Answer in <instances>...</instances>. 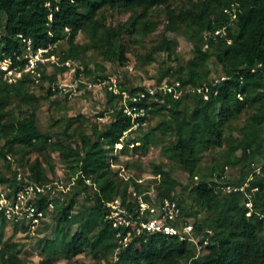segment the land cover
I'll use <instances>...</instances> for the list:
<instances>
[{
  "label": "trees",
  "instance_id": "trees-1",
  "mask_svg": "<svg viewBox=\"0 0 264 264\" xmlns=\"http://www.w3.org/2000/svg\"><path fill=\"white\" fill-rule=\"evenodd\" d=\"M230 2L238 3L236 18L231 21L222 13V8ZM159 7L165 24L152 39L150 50L133 52L136 60L144 67L156 61L155 54H164L158 73L150 76L153 82L173 79L192 89L208 84L207 98L196 91L184 92L177 98L170 94L154 95L149 104L156 123L146 130L141 127L131 130L119 149L114 144L130 128L131 118L116 106L121 96L108 90L107 85L104 112L111 113L108 122L99 126L82 114L67 117L52 139L51 134L41 132L36 125L33 105L39 97L30 90L34 76L23 72L19 80L7 83L0 72V185L15 187L13 173L24 170L31 161L29 170L23 171L25 178L44 182L46 169L54 172L53 153L66 165L61 176L67 181L76 176L67 200L56 206L50 224L45 227L46 234L37 244L44 241L45 246L50 245L41 248L42 257L37 264H53L58 256L70 258L84 251L92 259L107 263L113 253L114 230L104 220L103 201L113 196L125 198L130 185L137 194L148 190V186L137 182L139 177L124 179L111 165L128 167L146 152L153 139L188 178L182 185L170 169L150 163V174L158 175L154 185L156 195H173L177 199L184 216L193 218V234L205 229L212 234L208 235L204 251L197 256L193 242L155 234L145 241L135 239L129 247L120 250V261L123 264H264V0H0V60L9 57L12 64L22 66L25 62L22 39H30L32 50L53 45L45 55L56 54L62 65H54L55 72L48 75L40 70L38 85L43 80L49 84L55 82L56 72L67 69L64 61L75 58L83 61L90 48L103 59L125 64V54L132 50L131 45L140 43L142 37L156 29L158 24L150 14ZM104 9L129 15L123 22L107 25ZM221 25H227V37L215 40L205 37ZM168 31L190 43V57L185 62H181L176 51L177 38L165 35ZM79 33L86 34L89 42L78 43ZM61 41L65 42L63 48L58 46ZM205 43L207 47L203 48ZM83 65L82 70L76 69V76L105 71L101 64H96L94 70L84 61ZM220 76L225 79L210 84L213 77ZM101 77H96L97 81L107 75ZM117 84L129 92L137 89L130 87L128 80ZM45 94L46 98L55 97L58 91L46 87ZM237 94L242 96L241 100ZM139 104L145 105V101ZM85 123H90L89 132ZM238 123L242 124L235 136L232 126ZM63 138L70 140L64 142ZM131 143L134 145L130 152L137 157H126L121 164L117 156L126 155ZM211 153L214 156L210 162L203 163L202 156ZM106 158L111 159V165ZM252 161L260 165V175L253 174L246 193L225 194L219 190L221 184L229 181L226 167L238 168L236 182L241 183L251 173ZM86 179L92 180L94 187ZM185 192L191 200L188 206L182 203ZM80 194L90 204L77 205ZM247 200L251 201L252 211L261 217L246 215ZM44 205L43 197L37 207ZM3 224L0 217V228ZM72 225L76 227L69 233ZM1 236L0 232V264H25L17 257V243L1 245Z\"/></svg>",
  "mask_w": 264,
  "mask_h": 264
},
{
  "label": "built area",
  "instance_id": "built-area-1",
  "mask_svg": "<svg viewBox=\"0 0 264 264\" xmlns=\"http://www.w3.org/2000/svg\"><path fill=\"white\" fill-rule=\"evenodd\" d=\"M49 3L46 2V5ZM238 3L230 2L222 8V13L229 17V20L236 18ZM206 38L215 40L216 38L227 37V25H221L214 30L205 34ZM25 47L22 53V58L25 59L24 64L14 65L9 57L0 60V72L2 79L7 83H13L19 80L23 72H29L34 76V86L39 82L40 70L42 65L50 61L58 65V56L45 54L52 46L48 48L31 49L30 39H22ZM229 42V40H227ZM207 47V43L203 48ZM65 66L69 65V60L64 61ZM257 66H261L259 63ZM253 71V69L251 70ZM225 79V76L213 77L210 84ZM107 89L114 94L120 95L118 101L122 112L131 118V126L122 132L118 142L114 144L115 149H119L123 142V138L131 131L138 127L144 128L146 125V118L150 114L151 106L149 101L156 94H170L172 97H179L184 92L196 91L202 93L203 98H207L208 84H203L197 88H190L188 85H182L178 80L162 79L159 83L153 81L144 83L142 86H136L134 92L122 90L119 88L116 78L107 76ZM64 82H52L48 87L52 91L58 93H66ZM71 94H68L70 97ZM238 99H242L240 94H237ZM145 101V105H140L141 101ZM139 117H145L143 121H139ZM138 144V143H135ZM134 144H130L132 147ZM252 168L251 173L244 182H226L221 184L218 188L222 193H246V188L249 186V180L253 174L260 175V165L255 166V162H250ZM118 170V174L124 179L129 178L130 175L125 174L127 170L122 166H114ZM26 173V172H25ZM124 173V174H123ZM148 179L153 182L149 185L148 190L137 194L130 185L125 198L113 196L111 199L103 201L102 206L104 210V220H106L110 227L114 230L113 235V253L107 260L106 264H123L118 256V252L129 247L134 243L135 239L143 238V241L150 235H163L169 237H176L180 240H189L195 246L196 255L204 251L205 245L208 243V235L212 231L205 229L200 234H193V218L184 216L182 205L177 199L171 196H157L155 191V183L158 181V175L148 174ZM12 178L15 180L16 186L0 185V217L8 224L18 226L20 235L27 239H37L42 231L43 221L52 216L57 205L65 203V195L70 187L75 183L76 176L71 177L69 181H65L61 177H54L45 180L42 183L26 179L23 170H16ZM142 178H138L137 182L141 183ZM85 182L94 187V183L90 179ZM257 188H252L256 190ZM147 195V198L143 196ZM249 197L248 195H246ZM45 198V205L43 208H38L37 203ZM247 208L246 215L261 217L257 212L252 211L251 201L244 202ZM189 264V263H188Z\"/></svg>",
  "mask_w": 264,
  "mask_h": 264
},
{
  "label": "rangeland",
  "instance_id": "rangeland-1",
  "mask_svg": "<svg viewBox=\"0 0 264 264\" xmlns=\"http://www.w3.org/2000/svg\"><path fill=\"white\" fill-rule=\"evenodd\" d=\"M103 15L105 17V23L107 25H115L126 20L129 13H123L111 9H104ZM150 15V18L156 21L158 24L156 29L152 32V34L142 37V41L140 43H133L131 45L132 50L125 54L127 58V62L125 64L111 62L106 59H103L100 55L96 53V51H94V49L90 48L86 52L83 61L87 63L89 68L93 70L95 69L96 64L103 65L105 69L104 72H101L100 70H94L91 74L85 75L83 73H80L78 74V76H76V69L82 70V68H84V65L82 60L75 58L73 60H69V65L67 66V69L65 71L56 72L55 82L66 83V93L61 92L58 93V95L55 97L51 96L46 98L45 88L49 85L47 80L41 81L42 85L37 84L30 88L31 92H33L39 97L38 103H35L33 105V108L36 114V125L41 132L51 134V138L53 139L55 136L54 133L62 129L64 118L76 116L78 114H82L90 123H94L99 126L108 122L111 118V113L110 111L104 112V109H106V97L104 93V86L106 85V82L104 81L107 77L103 78L100 82L96 79V77L102 78V74L116 78L117 82H124L125 80H128V85H130V87L142 86L144 83L153 81L150 76L156 75L158 73V69L160 68L159 63L165 58L164 54H155V62L141 67L139 61L136 60L135 55L133 53L134 51L137 53H144L147 50H150L153 44L152 39H154L161 32L162 27L165 24L164 14L160 7L153 9ZM165 35L168 38H177L178 45L176 51L180 57L181 62H185L190 57V43L184 37L176 35L169 31L166 32ZM76 41L78 43H87L89 42V39L86 34L79 33L77 35ZM58 46H60L61 48L65 47V42H59ZM54 55L57 56L56 54ZM54 65L56 64L51 63L50 61L45 62L41 67V72H43L45 75L55 72ZM212 75L215 74L213 73ZM68 94H71L70 97L68 96ZM116 106H119L118 102H116ZM15 109H17V107H15ZM100 112H103V116H99ZM156 120L157 118L155 116L149 114V116L146 118V125L142 129H149L156 123ZM90 123L84 124L85 130L87 132H89ZM241 124L242 123H238L237 125L232 126V133L235 136L237 134V128L241 126ZM130 136H134V133H131ZM69 140L70 139L63 138L64 142H67ZM33 156L34 154H32L30 158H33ZM131 156L132 154L130 152L129 147V150L126 155L121 154L120 156H117L118 162L124 164L126 157H137ZM213 156L214 153L203 155L202 162L209 163ZM52 162L54 165L53 174H56L53 175L52 172L46 169L45 180L54 177H61L62 179H64L61 176V173L66 171V165L59 159L57 153H53ZM106 162L111 165L110 158H106ZM152 162L159 163L163 167L170 169L172 174L177 178L180 184L185 185L187 183V174L179 167V165L175 161L170 158L169 153H164L160 149L159 145L156 144L155 139H153V141L147 147L146 152L140 154L137 160H133L130 162V165L125 168L127 170V172L125 171V174L142 178L141 184L149 187V185L152 184L153 180L148 179L146 176L150 174L148 168L149 164ZM31 164L32 161L25 167L23 171L27 172ZM111 166L114 169L116 168L113 165ZM255 166H259V164L255 163ZM225 171L229 179L228 182H236L238 180V168L226 167ZM175 192L178 193L179 189H177V191ZM67 195L68 192L65 195V200H67ZM84 196L85 195L80 194V196L77 198V205L81 202H85V204H90L91 201L84 200ZM182 198L184 199V201L182 202L183 205L188 206L187 203L189 201L191 202L188 193H183ZM51 217L52 216L48 217L47 224L51 220ZM47 226H44L43 224V229L37 239H27L23 238L20 234H16L15 230L9 228L8 226H6V224H3L2 228H0V232L2 235L1 245H7L14 242L17 243V249L19 251L17 257L23 260L25 264H37V262L42 257V254H40L41 248H46V246H50L48 244H46L45 246L44 241L41 242L40 245H37L38 242L42 238H44L46 234L45 227ZM75 227L76 225H72L69 233L73 232ZM52 262L53 264H77L80 262L84 264H102V261L100 259H92L87 251H84L70 258L58 256Z\"/></svg>",
  "mask_w": 264,
  "mask_h": 264
},
{
  "label": "crops",
  "instance_id": "crops-1",
  "mask_svg": "<svg viewBox=\"0 0 264 264\" xmlns=\"http://www.w3.org/2000/svg\"><path fill=\"white\" fill-rule=\"evenodd\" d=\"M47 221H48V218L45 219V220L43 221L44 226H47L48 224H50V221H51V220L49 221L48 224H47ZM4 224H6V226H8L9 228L15 230V231H16V234H20V232H19V230H18V226L11 225V224H8V225H7V223H5V222H4ZM45 224H46V225H45ZM42 227H43V225H42Z\"/></svg>",
  "mask_w": 264,
  "mask_h": 264
}]
</instances>
